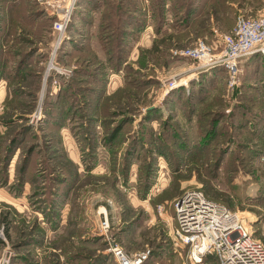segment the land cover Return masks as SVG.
I'll use <instances>...</instances> for the list:
<instances>
[{
	"label": "rangeland",
	"instance_id": "374dc122",
	"mask_svg": "<svg viewBox=\"0 0 264 264\" xmlns=\"http://www.w3.org/2000/svg\"><path fill=\"white\" fill-rule=\"evenodd\" d=\"M187 1L202 17L184 27L125 31L118 10L138 8L148 17L151 0H78L59 43L57 16L46 0H0V213L7 216L0 220V258L117 264L99 226L107 211L114 239L131 253L150 251L146 264H185L188 247L177 244L175 217L180 196L191 188L239 211L264 241L261 77L246 66L235 89L218 71L202 75L204 85L195 88L185 79L187 59L173 55L199 38L219 43L240 14L258 13L264 0L210 6V0H177ZM91 59L96 73L89 74L83 70ZM128 77L138 79L137 87L128 86ZM172 80L178 86L167 90ZM129 111L133 121L119 126L128 140L115 138L110 147L98 119L110 116L112 133ZM205 111L221 112V129L233 137L218 169L215 155L225 139L204 140ZM20 131L6 167L4 156Z\"/></svg>",
	"mask_w": 264,
	"mask_h": 264
},
{
	"label": "built area",
	"instance_id": "2783aa9c",
	"mask_svg": "<svg viewBox=\"0 0 264 264\" xmlns=\"http://www.w3.org/2000/svg\"><path fill=\"white\" fill-rule=\"evenodd\" d=\"M77 1L46 0L47 7L57 16L54 29L59 32V43L72 20ZM254 54L264 56V8L256 14H240L233 30L223 34L219 43L210 44L199 38L191 46L173 51L174 56L191 60L200 70L224 67L229 89L237 88L241 82L242 59ZM165 85L169 90L178 83L172 80ZM103 215L99 226L117 264H144L150 251H127L110 233L107 211ZM175 218L177 244L188 247L185 264H205L208 256L212 257L213 264H264L263 239L247 225L239 211L211 198L203 190L185 191L178 200ZM0 264H9V259L1 257Z\"/></svg>",
	"mask_w": 264,
	"mask_h": 264
},
{
	"label": "trees",
	"instance_id": "16d2710c",
	"mask_svg": "<svg viewBox=\"0 0 264 264\" xmlns=\"http://www.w3.org/2000/svg\"><path fill=\"white\" fill-rule=\"evenodd\" d=\"M171 1H172V4L174 3V5L172 7V10H174L176 8L178 9V10H176V13H174V19H175L174 25H175V27H184V25L187 24L188 21H190L191 19L194 18L193 16L197 15L198 10L193 13L194 10L190 9V7L192 6L191 1H187V3H180V4H178L177 0H171ZM166 2H167V0H151L152 6H153L152 8H153V11H154V13L156 15V30L165 28V20H166V10H165L166 7H165V4H166ZM209 2L216 5L215 0H210ZM195 3L198 4V2H195ZM224 6L228 10H233L232 9L233 7L230 6V2H228V1L224 2ZM118 11L120 13V20L121 21L125 20V22H126V24H124V26L122 27V29H124L125 31H127V30H135V31L136 30H140V31H142L144 29V27L146 26V21H145L146 18L143 16V14H141V15L139 14L140 11L138 10V8L137 9L135 8L134 10H129V11H127V9L122 8V9H120ZM214 13H216V12H213V14ZM186 17H187L188 20L185 19ZM189 17H190V19H189ZM226 19L228 20V22H232V20L229 17V13L226 16ZM233 28H232V30H233ZM211 29H213V28L211 26H208L207 31H211ZM120 59H122V57H120ZM83 62H85V61H81V63H83ZM95 62L96 61H94L92 59L89 60V61H86L85 63L87 65L88 69H85L83 71L86 72V71L89 70L88 71L89 74H91V72H95V68L96 67H94V69L91 67L92 65L95 66V64H96ZM223 68L222 67L220 68V73H224L225 68L224 69ZM98 70H100V69H98ZM89 76H94V75H89ZM137 80L138 79L133 81L130 77H128V82H129V83H127L128 86L129 85H132V86L135 85V83L138 82ZM140 84L141 85H139L138 89L141 90V88H142V86L144 84L142 82H140ZM203 85H199L198 87H201ZM135 87H137V85H135ZM125 88L127 90V87H125ZM182 89H183V87H182ZM118 92L119 91H117L113 95H110V98L112 100H115V95L118 94ZM128 98H129V96H128ZM104 102L107 103V101H104ZM110 102H112V101L110 100ZM130 102H135L136 103V101H133V99H131ZM135 106L137 107V105H135ZM156 109H157L156 107L149 108L148 111L150 112V114L147 117H145V119L147 120V119L153 118L154 111L156 112ZM101 110H103L105 112L108 109L101 106ZM130 112L131 111H129L128 115L124 116V118H125L124 121H123V119L120 122L118 121V123H117V125H116V127L114 129V132H112V133L109 131L111 129V125H112V122H113V121L110 120L111 117L107 116V117H104L103 119H101V118L98 119V120H100L102 122V124L104 126V129H106V135H103L102 138H104V140L106 141L105 143H107L110 147L112 146V143H114V139L115 138L119 141V143H124V144L128 140L127 136L121 137L120 132L122 130L120 128L123 127V126H126L129 123V121L131 122V120L134 118L133 116H135V115L133 114V116H132V114ZM49 113L51 114V112H49ZM114 114H116V113H114ZM151 115H152V117H151ZM222 117H223L222 113L218 112V111H205L203 113V115L200 116L201 125H200V128H199V132L204 137V140L206 142L212 141L215 137H223L225 139L224 142L223 141L220 142L221 143L220 149L218 151H216L217 152L216 155H215V157L217 158V161L215 162L216 169H218V166L221 165V163H222L221 159L224 157V154L226 153V151H225L227 149L226 142L228 143L230 140L233 139V137H228L229 135L228 136L225 135L226 134L225 131L221 129ZM113 120H117V119L114 118ZM258 123H259V125L262 126L264 124V117L261 116ZM168 125H169V123H168ZM119 126H120V128H119ZM223 126H224V129L227 128V125L225 123H224ZM21 132L22 131L17 133V135L10 141V145L8 146V149H7V154L4 156V166H6V167H8L10 158L12 157V155L15 153V151L19 147V143H20L19 140L20 139H19L18 136H19V134ZM107 133H110V135H107ZM135 137L136 136H134V139L132 140V148L134 149L133 153H134V151L136 149L135 145L137 143ZM113 152L115 153V155H118L122 151H121V149H118V150L113 151ZM125 153L127 154V152H125ZM95 154H97V153H95ZM0 161H1V157H0ZM3 216L0 213V220H3V219L6 220L7 219V216H5V217H3ZM176 239H177V237H176ZM211 258H212L211 256L206 257V260H205L206 262L205 263H207L208 261L210 262ZM146 262L144 264H146Z\"/></svg>",
	"mask_w": 264,
	"mask_h": 264
},
{
	"label": "crops",
	"instance_id": "0c3cea01",
	"mask_svg": "<svg viewBox=\"0 0 264 264\" xmlns=\"http://www.w3.org/2000/svg\"><path fill=\"white\" fill-rule=\"evenodd\" d=\"M210 4H212V3L208 2L207 6H210ZM201 5H203V4H201ZM201 5H199V6L202 7ZM230 6H232L231 3H230ZM151 7H153L152 4H151ZM165 7L167 8V10H166L167 14L168 13L170 14V16L166 15L165 27H169L175 22L174 14H172L170 12V11H172V1L171 0H167V2L165 4ZM152 10H153V8H152ZM144 12L140 11L141 14H143ZM205 12L207 13L208 11L206 10ZM205 12H203V13L205 14ZM200 13L201 12L199 10L197 12L196 16L202 17V15H199ZM144 16L147 17L146 12H145ZM147 18L148 19H147L146 26L144 27V29L145 30H155L156 29V15H155L154 11L151 12L149 10ZM194 18H196V17H194ZM185 19H187V17ZM189 19H190V17H189ZM211 23L213 24L212 26H215L214 24H216V23L218 24V21H215V22L211 21ZM187 61L189 63V67L188 68H184V72L188 73L187 76H185V79L186 80L189 79V82L187 81L188 85L189 84L191 86L195 85V88H197V86L202 85L205 82L206 79H203L202 75L204 77H205V74L214 75L215 72L218 71L219 74H224V76L226 77V71L225 70H224V73H220V68L221 67L220 68L216 67V68H211V69L200 70V69H197V67L194 65V63L191 60L187 59ZM241 65H242V68H245L246 66H248V68H250L252 70H254V69L256 70L257 69L256 71H258L259 77H261V79L258 81L259 84L261 83L259 92L262 93L263 97H264V56L260 55V54H254L252 56H249L247 58L242 59ZM201 78H202L203 81L199 80ZM184 83L186 84V81Z\"/></svg>",
	"mask_w": 264,
	"mask_h": 264
}]
</instances>
